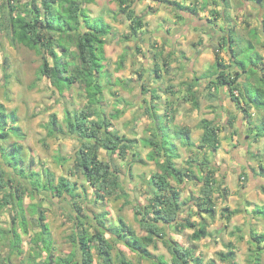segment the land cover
Instances as JSON below:
<instances>
[{
    "label": "rangeland",
    "instance_id": "obj_1",
    "mask_svg": "<svg viewBox=\"0 0 264 264\" xmlns=\"http://www.w3.org/2000/svg\"><path fill=\"white\" fill-rule=\"evenodd\" d=\"M8 1L0 0V104L4 106L3 112L8 115L9 124L19 126L25 138L19 139L12 134L7 140L0 138V144L7 150L15 141L22 144L25 169L39 171L41 180H47L46 171H50L54 174L55 183L61 176L77 183V199L79 204L87 209L86 227L90 232L95 229L92 224L118 228L122 218L140 237L145 236L148 232L141 221L153 219V214L142 216L138 211L144 209L150 199L147 194V180L161 170L158 164L148 159L147 155L151 149L148 151L149 146L145 145L148 139L155 137L156 130L155 120L147 110L149 107L142 109V99L139 98L140 83H146V76L148 81L152 79L154 85H151L152 90L146 87L145 91L153 92L156 97L155 110L158 122L161 123L159 134L164 140L167 154L184 172L189 167V159L197 161L192 167L195 177L186 178L184 183H178L169 177L172 185L180 191L181 201L187 202L182 206L178 220H190L196 226L179 228L161 223L162 234H167L172 239L157 237L149 246L153 258L157 262L163 260L168 264H176L170 248L171 240H175L187 251L189 264H254L255 253H259L261 264H264V248L259 249L253 237L254 232L264 233V192L261 190L264 180L249 183V176H252L253 180L256 172L261 170L264 174V135L258 140L253 138L255 126H264V110H257L254 106L247 108L252 113V123H249L242 103L238 105L234 101L225 85L219 86L218 89L207 88L208 80L216 70L213 65L216 55L228 66L229 76H234L235 71H238L239 67L232 59L231 43L230 46L218 48L209 34L210 30H207L212 26L199 22L196 28L190 25L186 34L177 36L176 45L164 42V37H173L176 28L185 27L188 19L187 16L179 17L178 12L169 4L155 0H134L135 16L143 18L144 26L137 36L129 38L127 36L131 34L132 20L123 13L116 0H83L84 12L91 19V23L107 22L112 28L110 34L104 38L105 54L99 61L104 66L99 80L105 87L100 106L94 105L98 112L93 119L98 120L101 110L102 115L112 120L113 131H118L131 141H137L132 143L125 158L120 157L118 153L112 155L105 148L100 149L101 159L104 162H112L125 178L122 180L123 184L120 183L122 191L119 196L114 195L97 203L96 188L87 182L78 167L76 151L80 141L69 138L72 135L65 123L68 115L74 121L78 116L82 118L81 110L88 107L85 84L78 81L65 83L59 90L48 76L40 74L44 60L53 64V57L43 45L38 49L30 48L16 40L11 28L12 17L24 14L28 18L32 16L34 0H15L14 5L17 8L12 12L7 9ZM178 1L186 7L196 5L197 17L201 18V21L212 20L217 31L228 33V30H232V44L236 50H242L241 54L237 53L238 60L258 53L262 57L258 65L264 67V0ZM35 3L40 7V0H35ZM65 5L56 2L53 7L59 14L54 16L55 25L61 28L67 23L66 15L61 13L62 6ZM184 12L189 11L186 9ZM81 29L85 30L82 27ZM254 29L260 34L258 38L252 37L251 32ZM51 32L54 34L53 45L59 54L68 52L62 47L63 43H66L71 51L66 55L69 68L64 74L72 76L74 70L80 66L75 55V43L68 40L67 34L73 32H60L56 29ZM249 40L253 43L251 50L248 49ZM164 59L168 60V65H165ZM156 62L161 68V77L155 72ZM246 64L251 66L249 61H246ZM143 73L145 76L142 78L140 75ZM259 73L263 71L260 70L257 74ZM248 75V72H243L239 82L246 78L253 84L251 86L247 82L251 93L255 94L257 91L253 89L257 77L254 75L248 79ZM191 84L195 86L193 91H197L198 106L193 102L189 91ZM171 85L172 91L168 89ZM163 96L165 97L162 98ZM90 105L93 107V104ZM118 108H122L123 112L117 116ZM12 112L15 117L11 118ZM52 114L58 117L59 123L64 127L65 136H51L48 133ZM232 115L236 118L231 124L229 117ZM203 119L215 121L220 126L219 148L216 151L213 148L206 150L217 181L211 195L215 203L212 213L196 206L202 201L200 197L203 195L204 184V165L200 163L204 151L198 148L204 132L201 125ZM181 127L189 128L191 144L187 145L185 138H177L174 134L175 128ZM256 154L262 157L255 159ZM1 167L6 169L7 165L0 157V170ZM27 186L31 187L30 184ZM152 188L156 190L155 186ZM22 202L29 233H24L21 222L17 221L15 227L21 237V254L16 252L11 233L12 218L18 214V208L0 209V264H6L7 259L9 264H28L27 261L30 262L29 259L33 258L32 238L40 228L37 225L38 214L33 212L30 205L32 203L40 204V209L45 211V222L48 223L53 238V256L64 257L75 252L76 260L82 259L80 249L74 242L76 223L72 214V199L65 195L55 199L48 192H44V195L38 194L35 198L27 191ZM256 209L261 215L256 213ZM95 214L106 216L99 221ZM202 225L207 227L209 235L200 240L193 239L194 230ZM106 237L114 245L112 256L115 264H120V253H123L131 264H154L152 259L132 250L111 232L106 231ZM261 246H264V242ZM39 251L41 255L36 257L35 264H42L47 257L43 249ZM92 251L94 264H99L100 259L94 245Z\"/></svg>",
    "mask_w": 264,
    "mask_h": 264
},
{
    "label": "trees",
    "instance_id": "obj_2",
    "mask_svg": "<svg viewBox=\"0 0 264 264\" xmlns=\"http://www.w3.org/2000/svg\"><path fill=\"white\" fill-rule=\"evenodd\" d=\"M155 1L169 4L178 12L177 15L179 17H183L182 13L186 9H188L191 13H197L198 10L196 5L186 7L178 0ZM14 2L15 0L8 1L7 9H10L11 12L15 11L17 8V6L14 5ZM56 2H59L60 4L63 3V5L66 4L65 6H62L63 10L61 12L66 15L65 22L67 23H65L64 28L55 25L54 22L56 21L54 20V16H59V14L53 9ZM116 2L123 13H125L127 17L132 20V24L130 26L131 34L127 37L131 38L135 35L137 36L138 31L144 26V22L143 18L135 16V10L133 8L134 0H116ZM33 3L34 8L31 12L32 16L30 18H28L26 14L16 15L11 18V28H13L14 37L16 40L26 44L30 48L38 49L39 46L43 45L46 50H48L49 54L53 57V64L44 60L40 68V74L48 76L50 80L57 85L59 90L65 83L71 84L78 81L85 84L89 105L81 110L80 115L82 118L78 116L79 118L77 117L76 121H74L70 115L65 118L68 131L72 135L69 138H76L80 141L79 147L76 151L78 167L82 171L86 180L96 188L95 202L98 203L99 201L114 195L119 196L122 191V187L120 185L121 181L119 175H117V169L112 165V162H104L99 156L100 149L105 148L109 150L112 155L118 153L120 157L125 158L128 150L132 147L133 142L127 137L121 135L118 131H113L112 120L105 115H102L99 108L105 87L99 80V75L104 67L99 61L104 58V38L110 34L112 29L111 25L107 22H103V24H98V22L91 23V19L84 12L83 0H40V7L37 6L35 0ZM81 27L85 30L82 31ZM55 29L60 32L62 30L73 32L67 34L69 38L68 40L69 42L75 43L77 49V53L75 55L80 62V66L74 70L72 76L64 74L69 68L66 55H69L71 51L67 48L68 46L66 43H63L62 47L68 51L67 54H59V52L55 50L53 45L54 34L51 32ZM251 33L253 38H258L260 36L258 31L255 29L252 30ZM60 35L62 37L64 36L63 33H60ZM233 39L234 33L232 31L230 40L225 38L222 46H230L231 43V47H233L232 59L233 62L238 65V71H235L234 76H229L228 66L222 62V58H220L219 55H216V59L213 64L216 70L212 72L213 74L208 80L207 88L218 89L219 86L225 85L231 92L234 101L238 105L242 103L243 111L247 114L249 118L248 121L250 123L252 120V113L247 110V108L254 106L257 110H264V67H260L258 65L259 59H262V57L256 53L254 56L248 55L241 61L238 60L237 53L241 54L242 50H236L234 48L232 44ZM59 45L60 44H58V46ZM248 49H253V43L251 40H249ZM155 56L157 58V53H155ZM246 61L251 63L250 67H248ZM164 63L165 65H168V60L164 59ZM160 70L161 68L158 62H156L155 72L159 77H161ZM260 70H262L263 73L257 74ZM241 71L249 73L248 79L257 74V81L254 85L255 88L253 89L256 90L257 93H251V88L248 85L250 82L246 80V78H243V80L239 82V79L243 75V72ZM145 73L140 75V77L143 78ZM250 85L253 86L252 83H250ZM144 86L145 85H143V87ZM194 87L195 86L191 84L189 86V91L193 102L196 106H198L197 91H193ZM168 89L172 91L173 86H169ZM238 92L240 93V97ZM209 96L213 97L212 94H209ZM155 101L156 97L153 95L151 104L147 109L151 112L153 120H155L154 126L156 130L153 127L155 130V137L148 139L145 144L152 147V151L148 157L150 160L158 161L157 163L161 167V170L156 172L150 180V184L155 186L156 190L155 188L152 190L153 194L150 196L147 205H145L146 207L138 211V214L142 216H149L151 213L153 214V219L151 220L141 219L143 227L148 232L147 235L142 237H140L133 228L127 225L122 218L119 220L118 228H108L105 224L98 227L92 224L95 229L90 232L89 228L86 227V219L88 218L87 209L85 210V208L79 204L77 199V183L71 182L65 176L59 177L57 183H55L54 174L50 171H46L47 180H41V173L39 171H29L25 169V159L22 155V144L15 141L10 145L8 150L0 144V157L3 160V163L7 165L6 169L1 167L0 170V190L2 191V196H0V209L6 207L18 208V214L12 218L11 230L12 240L15 244L14 247L17 248L16 252L18 254H21L22 250L21 237L15 227L17 221L21 222L24 233H29L28 223L24 214L22 202L23 196L27 191L31 192L35 198L38 194L44 195V192H48L49 195L53 196L55 199L65 195V197L72 199V203L74 205L72 214L74 215L73 218L76 223V231L73 236L77 248L80 249L79 251L81 252L82 259L80 261L76 260L75 252L64 257L53 256V238L49 225L45 222V211L40 209V204L32 203L30 205L33 212L38 214L37 225L40 229L32 238L34 243V248H32L34 254L33 258L29 259L30 262L27 261L28 264H35L36 257L41 255V251H39L40 249H43L47 253V257L43 260V262H41L42 264H94L95 258L92 251L93 245L100 259L99 264H115L112 256V249L114 248V245L106 237V231L116 235L118 239L126 243V245L132 250L139 252L146 258L152 259L154 264H168L163 260H159L160 262H157V260L153 258L152 253L149 250V246L154 243L157 237H167L168 240L172 239L167 236V234H162L163 228L161 227V223L170 225V227L175 226L179 228H194L196 226L193 221L186 220V222H184L178 220L179 212L182 206L187 202L181 201L180 191L172 185L170 178H173L178 183H184L186 178L195 177L192 174L194 172L192 167L195 163H197V161L196 159H189L187 161L189 163V167L184 172L176 165L171 156L167 154V150L163 144L164 140L158 136V134L161 133V123H159L157 119ZM90 104H93V107ZM94 105H99L98 109L100 110V117L98 120L93 119L98 112L96 111ZM3 110L4 106L0 104V138L2 140H7L12 134H14L17 138L24 139L25 134L21 128L17 125L9 124L8 115L4 113ZM122 112V109H118L116 111V115L118 116ZM12 113L11 118L15 117V113ZM235 118V115L230 116L229 123L232 124ZM201 125L204 132L198 148L200 151H204L202 161L200 162L201 165H204L202 170L204 171L202 178V181L204 182L202 185L203 195L200 197L203 202L201 201L197 203L196 206L203 208L206 212L212 213L214 212L215 203L213 202L211 195L213 186L214 184H217V181L214 178L210 164L211 161L207 157L208 153L206 150L213 148V150L216 151L219 148L220 126L216 124L215 121L208 119H203ZM255 127L256 132L253 138L258 140L262 134L264 135V126ZM174 131L177 138H185L186 140H184L187 145L191 144V134L189 128H175ZM48 133L51 136H65L66 131L59 123V119L55 114H52L50 117ZM260 157H262L260 154H256L255 159L259 160ZM131 166L132 165H130V169ZM254 171H256L255 168ZM258 173L262 174L261 170ZM27 183L30 184L31 187H28ZM256 212L260 213L258 209ZM95 216L96 219L101 221V219L105 218L106 214H95ZM208 235L209 231L207 230V227L202 225L194 230L192 237L195 240H200ZM253 237L259 249H263L264 246H261V243L264 241V233L257 234V232H254ZM171 241L172 245L170 248L173 253L175 263L189 264L187 251L184 250L183 246L180 245L179 242L175 240ZM118 258L120 260V264H131L130 261L125 258L123 253L118 254ZM253 263L261 264L259 253L254 254ZM6 264H9L8 259Z\"/></svg>",
    "mask_w": 264,
    "mask_h": 264
},
{
    "label": "flooded vegetation",
    "instance_id": "obj_3",
    "mask_svg": "<svg viewBox=\"0 0 264 264\" xmlns=\"http://www.w3.org/2000/svg\"><path fill=\"white\" fill-rule=\"evenodd\" d=\"M183 17L187 16L186 18L188 19V23L185 24V27H178L176 28L174 31H173V37L172 36H166L164 37V42H167L168 44H177V36H181L183 34H186L189 29H190V25L193 26V28H196L198 26V23L199 22L200 24H207L209 23L212 28H209L207 29L208 31L210 30V36L211 38L213 39V41L216 43L217 47H221L223 45V41L225 38H227L228 40H230V35H231V30H228V33H226L225 31L221 30V31H217L215 29V24L212 20H206V21H201V18L197 17V13H191V12H183ZM198 18V19H197ZM223 18H224V15H223ZM212 19V18H210ZM223 20V19H222ZM200 26V25H199ZM205 28V27H204ZM166 35V34H165ZM175 38V39H174ZM172 39H174L172 41ZM226 46H229V45H226ZM176 51V50H174ZM73 205V203H72ZM74 207V205H73ZM76 215V214H75Z\"/></svg>",
    "mask_w": 264,
    "mask_h": 264
},
{
    "label": "crops",
    "instance_id": "obj_4",
    "mask_svg": "<svg viewBox=\"0 0 264 264\" xmlns=\"http://www.w3.org/2000/svg\"><path fill=\"white\" fill-rule=\"evenodd\" d=\"M160 73H162L161 71H160ZM150 74H151V70H150ZM145 76V75H144ZM144 79L146 80V83H142V85H141V83H140V94H139V98H141L142 100H141V108L142 109H147L149 106H150V104H151V101H152V97H153V95H154V93L153 92H151V91H145V89H146V87H147V89H150V90H152L153 89V87H154V85H153V82H152V79H150L151 81H148L149 79H147V77L145 76L144 77ZM143 85H145L144 87H143ZM151 85L153 86V87H151ZM161 91V90H160ZM165 96H163L162 98H164ZM160 98V97H159ZM156 102V101H155ZM144 107V108H143ZM118 109H120V108H118ZM117 109V110H118ZM122 109V108H121ZM159 136H160V134H159ZM151 138V137H150ZM159 138V137H158ZM160 138H161V136H160ZM134 143L136 142L137 143V141L135 140V141H133ZM132 142V143H133ZM146 146H149L148 147V151H149V153H148V155H147V157L149 156V154H150V152L152 151V147L150 146V145H148V144H145ZM137 147V146H136ZM100 156V159H101V154L99 155ZM148 159H150L149 157H148ZM151 161H153V162H155L156 164H158L157 162L158 161H156V160H151ZM255 173V172H254ZM117 175H119V178H120V181H121V184H123V182H122V180L125 178V175L124 174H122V172L121 171H117ZM128 175H130V173L128 174ZM250 177V184H254V183H256V182H261V180H264V174L262 173H258V172H256L255 173V175H254V179L252 180V176H249ZM256 177H258V178H256ZM261 179V180H260ZM150 177H149V179L147 180V184L149 185H147L148 186V188H147V194L149 195V197L153 194V188H152V186H151V184H150ZM254 181V182H253ZM88 182V181H87ZM261 190H263V192H264V187H261ZM261 205H263V204H261ZM257 210V209H256ZM255 210V211H256ZM257 213V212H256ZM261 215V214H260ZM174 227V226H173ZM252 239V238H251ZM255 242V241H254ZM264 242V241H263ZM262 242V243H263Z\"/></svg>",
    "mask_w": 264,
    "mask_h": 264
}]
</instances>
